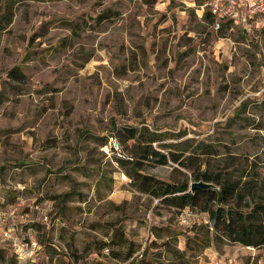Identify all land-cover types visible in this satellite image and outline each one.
<instances>
[{"label":"rangeland","instance_id":"obj_1","mask_svg":"<svg viewBox=\"0 0 264 264\" xmlns=\"http://www.w3.org/2000/svg\"><path fill=\"white\" fill-rule=\"evenodd\" d=\"M203 10L196 0H0V211L26 216L37 264H119L95 249L114 231L135 255L169 264L165 230L183 264L264 261V249L226 242L199 253L186 237L202 219L181 224L114 160V129L145 128L155 151L199 155L200 169L227 170L264 197V24L214 31ZM13 67L22 82L7 77ZM140 162L165 181L185 172Z\"/></svg>","mask_w":264,"mask_h":264},{"label":"trees","instance_id":"obj_2","mask_svg":"<svg viewBox=\"0 0 264 264\" xmlns=\"http://www.w3.org/2000/svg\"><path fill=\"white\" fill-rule=\"evenodd\" d=\"M192 1L194 2V0ZM206 1L196 0V5L201 6ZM202 17L205 21L212 23L213 19L207 10H203ZM9 19L5 20L6 24L9 23ZM232 25L231 20L220 23V27ZM7 77L15 82H22L24 78L16 67L7 72ZM109 138L113 139L115 150L120 147V150L115 154V163L122 168H126L124 176L130 186L137 192L157 200L160 206L175 212L179 213L183 209H188L190 212L196 210L206 215V219L200 225L193 227L196 230L192 233V236L186 237V241L193 242L194 248L199 253L211 244L218 242L264 249V197L255 188L248 186L249 181L240 185L233 178V174L227 170H221L222 168L215 171L207 168L200 169L204 162L199 159L196 163V159H192L202 158L198 157L199 155L187 156L183 158L182 162L180 156L174 153L164 155L155 151L151 144L158 141L159 138L154 134H149L145 128H115L113 137ZM129 141L131 142L129 146H132V149L129 147L128 150L124 149L128 155L124 157L121 146ZM200 148L202 150L200 154L207 156L205 158L216 155L213 154L211 147L203 145ZM232 159L231 157L230 160ZM141 160H148L150 163L157 165H165L166 161L169 160L185 172L178 171L181 177L176 181H165L143 173ZM191 182L209 183L214 187L190 191L189 184ZM149 235L151 236V233ZM153 236L154 240L159 238L156 234ZM176 236L177 234L171 235L167 230L164 232L165 239L162 241V246L166 253L172 257L169 264H183L180 259L184 251H177L170 246L169 240L172 237L176 238ZM113 245L124 248L123 253H120L119 250H112ZM95 249L96 254L100 255L104 250H107L104 256L110 254V257L119 264H157L156 261H145L144 254L135 255L136 250L118 231H114L108 243H100L95 246ZM5 252L9 253L11 258L7 264H15L13 253L3 243H0V264H5ZM159 258L161 259V257ZM37 261L38 258L35 264H37ZM98 264L103 263L98 262Z\"/></svg>","mask_w":264,"mask_h":264},{"label":"built area","instance_id":"obj_3","mask_svg":"<svg viewBox=\"0 0 264 264\" xmlns=\"http://www.w3.org/2000/svg\"><path fill=\"white\" fill-rule=\"evenodd\" d=\"M200 9L207 10L211 17V27L214 31L220 29V23L231 20L233 25H244L248 20L261 18L264 24V0H207ZM200 217L206 219L204 213L194 214L188 209H183L178 214L181 224L190 221L197 222ZM26 216L19 215L15 208L0 211V243H3L14 255L15 264H35L40 247L30 235L29 229H25ZM247 248V247H246ZM107 253V250H104ZM250 258L248 264H252ZM211 264H243L236 257L229 256L225 259L214 261ZM255 264H264V261H257Z\"/></svg>","mask_w":264,"mask_h":264},{"label":"water","instance_id":"obj_4","mask_svg":"<svg viewBox=\"0 0 264 264\" xmlns=\"http://www.w3.org/2000/svg\"><path fill=\"white\" fill-rule=\"evenodd\" d=\"M214 186L209 183H202V182H191L189 184V190H195V189H203V188H213Z\"/></svg>","mask_w":264,"mask_h":264}]
</instances>
